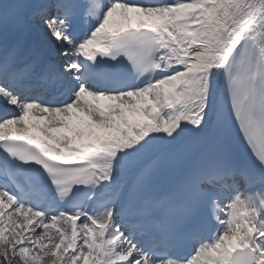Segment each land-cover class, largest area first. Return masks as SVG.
<instances>
[{
  "label": "snow or ice",
  "instance_id": "1",
  "mask_svg": "<svg viewBox=\"0 0 264 264\" xmlns=\"http://www.w3.org/2000/svg\"><path fill=\"white\" fill-rule=\"evenodd\" d=\"M0 39V264H264V0H0Z\"/></svg>",
  "mask_w": 264,
  "mask_h": 264
}]
</instances>
